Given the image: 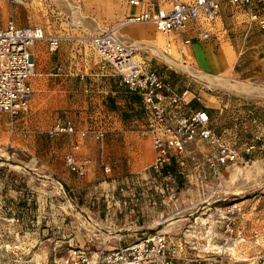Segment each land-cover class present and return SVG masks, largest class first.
<instances>
[{"label": "crops", "instance_id": "1", "mask_svg": "<svg viewBox=\"0 0 264 264\" xmlns=\"http://www.w3.org/2000/svg\"><path fill=\"white\" fill-rule=\"evenodd\" d=\"M75 1L51 0L45 7L39 0H26L24 4L0 0V26L10 20L19 27L39 26L45 33L73 35L77 29L67 19L75 16ZM78 1L84 13L86 5L102 0ZM169 1L142 0L134 7L125 0V7L111 14L124 17L139 11L153 12L167 7ZM263 23L264 3L249 7L223 2L212 22L203 24L209 30L207 40L196 38L195 22L187 23L180 33L190 40L185 56L196 69L211 77L251 80L263 89L259 94L264 97ZM157 34L149 23L120 29L126 41L155 40L161 44L162 37ZM31 50L34 76L44 82L56 81L53 86L45 84L44 95L64 96L63 100L44 103V111L49 113L45 116L46 127L58 118L52 111L61 106L67 115L60 118L70 119L76 129L106 128L104 156L110 172L103 173L98 164V143L92 136L36 135L35 117L40 110L33 98L27 114L10 118L0 113V149H13L0 153V160L5 161L0 162V264H50L70 247L80 246L90 252L121 248L158 229L165 222L163 204L174 197L173 193L177 195L179 180L185 179L175 176L171 197H162L152 186L149 165L153 151L146 137L138 132L144 116L135 93L117 86L109 70L100 69L94 53L74 41H62L53 52L47 51L44 41H35ZM163 58L171 66L187 67ZM53 66H59L61 72L50 75L48 71ZM77 79L81 86L73 87ZM191 104L204 108L211 123L221 111H216L215 104L203 106L195 100ZM72 144H76L75 149H71ZM195 144L201 159L206 146L201 141ZM69 151L76 159L87 161L84 175H76L65 166L63 156ZM231 165L222 167L221 173ZM169 168L175 167L171 164ZM188 176L189 184L195 185L197 177L208 173L203 166L190 167Z\"/></svg>", "mask_w": 264, "mask_h": 264}, {"label": "built area", "instance_id": "2", "mask_svg": "<svg viewBox=\"0 0 264 264\" xmlns=\"http://www.w3.org/2000/svg\"><path fill=\"white\" fill-rule=\"evenodd\" d=\"M8 1L14 4L26 2ZM39 1L48 7L51 0ZM223 2L250 7L263 4L264 0H170L165 8L127 14L118 23L97 32L87 31L80 17L76 20L68 18L67 21L77 29L73 35L45 33L39 26L19 27L8 20L0 26V113L15 118L29 112L32 98L30 79L35 74L31 47L35 41H44L49 52L55 51L64 40L74 41L94 53L100 69H108L117 86L137 96L144 116V124L138 132L146 137L153 151L149 170L155 191L162 197L172 196L175 176H181L189 183L188 169L201 166L213 182L209 189L216 188L221 183V168L242 160L238 151L223 141L204 108L192 106V101L198 100L195 95L186 87L177 88L153 69L149 61L155 55L174 60L185 56L190 40L181 37L180 33L188 22H195L198 40H207L209 30L203 24L212 22ZM141 3L142 0H127V4L134 7ZM72 9L78 13L81 11L78 0ZM135 23H150L154 31L166 39L161 44L126 41L119 30ZM60 72L59 66L50 67L48 71L50 75ZM45 132L48 137L92 136L98 143L97 162L103 173L110 172L104 156L106 128L90 126L76 129L70 119L58 117ZM197 141L206 146L201 159L196 151ZM75 148L76 144H72L71 149ZM252 149V144L247 145L245 154H250ZM63 161L76 175L82 176L87 171V161L76 159L72 151L63 156ZM171 164L175 167L172 170L169 168ZM217 209L221 210L218 214L221 242L209 248L202 247L201 253L193 241L200 237V229L196 231L190 225L185 229L187 234L182 233V239L155 229L121 248L90 252L84 247H70L65 255L52 259L50 264H264V224H235L233 219L239 213L236 203ZM185 243L187 248L197 250L192 257L185 252ZM229 252H235V258L228 257Z\"/></svg>", "mask_w": 264, "mask_h": 264}, {"label": "rangeland", "instance_id": "3", "mask_svg": "<svg viewBox=\"0 0 264 264\" xmlns=\"http://www.w3.org/2000/svg\"><path fill=\"white\" fill-rule=\"evenodd\" d=\"M124 7L125 0L92 2V5L89 3L84 7V13L83 11L75 12L73 20L80 17L87 31L97 32L118 23L122 19L121 15L114 17L111 13L119 12ZM144 24L147 23L131 25L144 26ZM161 37L162 41L166 39L164 36ZM154 41L148 42L154 43ZM163 57L165 56L151 57L149 61L151 67L168 77L167 80H171L177 88H188L198 99L195 100L196 102L203 106L215 104L216 111L221 109L220 113H217V118L212 122L213 126L215 125V130L223 141L233 146L242 159L222 172L221 183L216 188L209 189L213 182L208 176L197 177L195 185L180 179V189L176 191L177 195L175 196L173 193L174 197L163 204L162 217L165 222L158 229H162L168 235L179 236L181 239L182 233L187 234L185 229L188 224L194 226L196 231L200 229L198 234L200 237L193 241L201 253L202 247L209 248L221 242V224L218 216L221 210H218V207L236 203L239 213L233 219L235 224L250 223L259 226L264 224V97L259 94L263 89L252 84L251 80L246 81L234 76L211 77L206 75L196 69L186 56L176 60L165 57L173 63L186 65L192 73L190 74L178 66L169 65ZM171 75H173V80ZM31 82L33 102L40 110L36 113L37 127L35 128L36 133H34L39 136H47L45 131L48 126L45 125L47 119L45 116L49 113L44 111V103H49L50 100H63L64 96L44 95L45 84L46 87L53 86L56 81L55 83H51V80L44 82L41 77L36 75ZM79 86H81L80 80L77 79L74 81L73 87ZM45 100L47 101L45 102ZM57 105H59L58 102ZM60 107L52 111L53 116L67 115L66 110ZM75 115L78 119L77 113ZM257 142H259L258 146ZM250 144L253 145V149L247 155L244 149ZM12 150V148H4L0 149V153H10ZM2 161L5 162L1 159L0 162ZM194 218L195 222L193 223ZM187 246L185 243V252L189 254L188 257H192L191 255L197 250L189 249ZM234 251L236 252V247H234ZM235 252H229L228 257L235 258Z\"/></svg>", "mask_w": 264, "mask_h": 264}, {"label": "bare ground", "instance_id": "4", "mask_svg": "<svg viewBox=\"0 0 264 264\" xmlns=\"http://www.w3.org/2000/svg\"><path fill=\"white\" fill-rule=\"evenodd\" d=\"M179 66V65H178ZM182 69H185L186 71H188L190 74H192L191 73V71L187 68V67H185V66H180Z\"/></svg>", "mask_w": 264, "mask_h": 264}, {"label": "trees", "instance_id": "5", "mask_svg": "<svg viewBox=\"0 0 264 264\" xmlns=\"http://www.w3.org/2000/svg\"><path fill=\"white\" fill-rule=\"evenodd\" d=\"M159 73V72H158ZM169 82H171L173 84V82L171 80H168ZM208 113V112H207ZM257 146L259 145V142L256 143Z\"/></svg>", "mask_w": 264, "mask_h": 264}]
</instances>
